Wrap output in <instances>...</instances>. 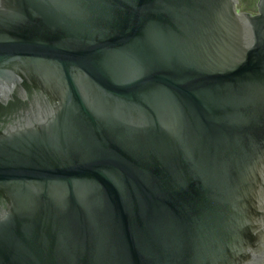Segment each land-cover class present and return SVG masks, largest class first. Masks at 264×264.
Masks as SVG:
<instances>
[{
	"label": "water",
	"instance_id": "1",
	"mask_svg": "<svg viewBox=\"0 0 264 264\" xmlns=\"http://www.w3.org/2000/svg\"><path fill=\"white\" fill-rule=\"evenodd\" d=\"M0 0V264H264V0Z\"/></svg>",
	"mask_w": 264,
	"mask_h": 264
},
{
	"label": "flooded vegetation",
	"instance_id": "2",
	"mask_svg": "<svg viewBox=\"0 0 264 264\" xmlns=\"http://www.w3.org/2000/svg\"><path fill=\"white\" fill-rule=\"evenodd\" d=\"M239 6L242 10L255 13V4L257 0H238Z\"/></svg>",
	"mask_w": 264,
	"mask_h": 264
}]
</instances>
